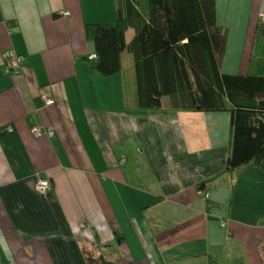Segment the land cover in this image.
I'll list each match as a JSON object with an SVG mask.
<instances>
[{
    "label": "crops",
    "instance_id": "crops-1",
    "mask_svg": "<svg viewBox=\"0 0 264 264\" xmlns=\"http://www.w3.org/2000/svg\"><path fill=\"white\" fill-rule=\"evenodd\" d=\"M117 1L0 0V261L264 264V169H226L230 112L139 108L127 51L93 68L87 24L116 22ZM217 5L224 69L263 71L264 0Z\"/></svg>",
    "mask_w": 264,
    "mask_h": 264
},
{
    "label": "trees",
    "instance_id": "trees-1",
    "mask_svg": "<svg viewBox=\"0 0 264 264\" xmlns=\"http://www.w3.org/2000/svg\"><path fill=\"white\" fill-rule=\"evenodd\" d=\"M117 2L116 22L87 24V35L96 46L93 68L112 75L122 69L123 53H133L139 108L230 112L226 169H264V69H224L229 28L218 21L217 0ZM130 26L136 34L128 41ZM255 47L252 60L257 63L264 56L263 18ZM259 245L264 256V241ZM88 259L90 264H108L104 253H89Z\"/></svg>",
    "mask_w": 264,
    "mask_h": 264
},
{
    "label": "built area",
    "instance_id": "built-area-1",
    "mask_svg": "<svg viewBox=\"0 0 264 264\" xmlns=\"http://www.w3.org/2000/svg\"><path fill=\"white\" fill-rule=\"evenodd\" d=\"M262 18L264 19V16H262ZM97 57V54L94 53V54H91L90 55V59H94ZM47 103L48 104H53L55 102V100L53 98H47ZM10 130H13L14 128L12 126L9 127ZM43 130L41 128H38V127H35L34 128V132L35 133H41ZM38 189L41 191V192H47L48 190H50L52 188V184H51V181L48 180V179H42L39 181L38 183Z\"/></svg>",
    "mask_w": 264,
    "mask_h": 264
},
{
    "label": "rangeland",
    "instance_id": "rangeland-1",
    "mask_svg": "<svg viewBox=\"0 0 264 264\" xmlns=\"http://www.w3.org/2000/svg\"><path fill=\"white\" fill-rule=\"evenodd\" d=\"M127 55H126V57H128V56H130L131 58H133V54L131 53V52H129V51H127V53H126ZM129 71V70H128ZM128 74H129V72H128ZM129 80H130V76H129ZM133 81H134V79H133ZM49 180V179H48ZM3 264H11L9 261H8V259L7 258H3Z\"/></svg>",
    "mask_w": 264,
    "mask_h": 264
}]
</instances>
